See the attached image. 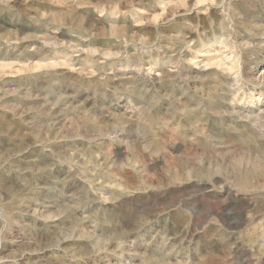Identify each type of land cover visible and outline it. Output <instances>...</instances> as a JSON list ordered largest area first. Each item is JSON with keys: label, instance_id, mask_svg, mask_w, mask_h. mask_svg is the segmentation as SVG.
<instances>
[{"label": "rangeland", "instance_id": "374dc122", "mask_svg": "<svg viewBox=\"0 0 264 264\" xmlns=\"http://www.w3.org/2000/svg\"><path fill=\"white\" fill-rule=\"evenodd\" d=\"M0 264H264V0H0Z\"/></svg>", "mask_w": 264, "mask_h": 264}]
</instances>
